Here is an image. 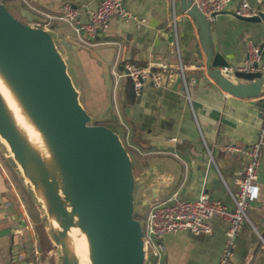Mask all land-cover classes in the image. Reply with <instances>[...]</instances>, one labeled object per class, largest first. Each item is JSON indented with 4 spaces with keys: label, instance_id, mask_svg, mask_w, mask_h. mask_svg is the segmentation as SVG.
Instances as JSON below:
<instances>
[{
    "label": "crops",
    "instance_id": "0c3cea01",
    "mask_svg": "<svg viewBox=\"0 0 264 264\" xmlns=\"http://www.w3.org/2000/svg\"><path fill=\"white\" fill-rule=\"evenodd\" d=\"M243 0H231L226 10L234 11ZM256 9L264 10V0H245ZM46 18L32 13L33 21L49 33L51 42L68 67L90 111H109V96L102 66L89 51L73 42L78 35L66 18L65 4L84 10L85 19L99 0H28ZM75 5L76 7H73ZM125 7L144 19L136 26L133 21L112 19L104 32L90 38L80 36L106 64L112 74L125 60L134 66L149 67L161 73V92L156 103L137 112L124 101L131 147L140 157L137 165L143 180L136 211L176 194L182 199H195L202 193L231 205L227 187L235 190L246 158L239 152L222 149L233 144L246 149L257 139L263 125L260 110L253 99L234 97L225 92L214 78L206 74L204 53L195 21L180 9L176 0V31L178 48L185 74L191 80L188 97L181 87L173 88L179 74L176 45L172 43V10L170 0H124ZM23 7L24 6H19ZM211 39L232 69L242 68L250 45L263 43L264 24H252L230 15H217L211 20ZM172 31V32H171ZM81 44V43H80ZM121 48L117 62L116 53ZM264 62V61H263ZM166 64L165 69L160 65ZM264 73V68L261 69ZM152 80V79H151ZM153 82V81H152ZM154 84V83H153ZM143 86V85H142ZM124 94V93H123ZM136 98V97H135ZM135 102V100H134ZM116 108V106H114ZM124 125V124H123ZM259 197L246 207L245 220L236 236L230 264H264V148L257 169ZM209 234L188 231L166 234L160 240L163 247L159 264H218L227 224L219 218L208 220ZM33 226L27 227L23 209L17 205L13 188L0 165V264H34L37 236ZM34 253V255L32 254ZM22 256L18 258L17 255Z\"/></svg>",
    "mask_w": 264,
    "mask_h": 264
},
{
    "label": "water",
    "instance_id": "95a60500",
    "mask_svg": "<svg viewBox=\"0 0 264 264\" xmlns=\"http://www.w3.org/2000/svg\"><path fill=\"white\" fill-rule=\"evenodd\" d=\"M179 4L181 11L196 23L205 56L203 63L206 74L214 78L228 94L253 99V104L264 108V98H260L264 94L262 70L232 69L212 42L211 21L191 5V0H179ZM18 11L29 22L33 20L25 8L18 7ZM221 14L252 24L264 21V10L260 9L257 15L251 17L224 9L215 12L213 19ZM85 17L83 10L79 16L81 23L85 22ZM73 43L87 49L100 62L108 90L109 109L112 102V74L109 68L88 46L77 41ZM258 47L261 49V61L254 64L255 67L261 66L264 61V35L263 43ZM0 52L68 159L73 179L81 192L80 207L88 208L92 217L99 264H145L141 224L133 217L134 185L130 159L113 131L103 125L88 124L90 116L77 100V92L66 73V64L51 42L49 33L42 27H30L18 20L0 1ZM124 79L125 102L132 105L136 97L133 82L129 75ZM177 87H181L180 74H177L173 84L174 89ZM0 134L24 168L18 142L1 114ZM33 161L42 169L36 158ZM50 185L46 192L51 197L53 210L64 220H69L62 199L51 182ZM53 239L56 244L60 241L56 234H53ZM64 264L77 263L75 260H65Z\"/></svg>",
    "mask_w": 264,
    "mask_h": 264
},
{
    "label": "built area",
    "instance_id": "2783aa9c",
    "mask_svg": "<svg viewBox=\"0 0 264 264\" xmlns=\"http://www.w3.org/2000/svg\"><path fill=\"white\" fill-rule=\"evenodd\" d=\"M19 1L24 3V8L31 14L34 12L49 18L48 14L36 9L28 0ZM230 3L231 0H191V5H194L210 21L213 19V14L215 12L227 9ZM170 8L172 10V43L176 45L177 66L181 78V86L188 97V86L191 80H189L185 74L178 48L175 15L176 0H170ZM63 10L67 14V20L78 35V41L85 46H89L90 43L86 38L80 36L81 31L85 32L88 37L93 38L98 33L104 32L112 19L133 21L136 26L144 23L143 18L138 17L125 7L124 0H99L96 8L90 12L84 23H81L79 20L80 12L77 8H71L69 4H65ZM258 10L259 9H256L247 1L243 0L237 5L234 12L241 16L251 17L257 15ZM32 22L40 27L39 23L33 20L31 23ZM262 23L264 24V21H262ZM120 49L121 48L118 46L115 59L116 62L119 57ZM260 61L261 49L256 45H250L246 51L244 64L240 69L245 71L261 70L264 68V62L261 66H254V64ZM166 67V64L160 65L161 69H165ZM127 75L132 79L136 95L139 93L143 81L148 78H151L154 85L157 87H160L162 84L160 71L152 73L149 67L134 66L129 60H125L122 63L120 73L117 72L116 68L112 70L114 82L111 84L110 92L111 101L113 103L115 101V89L119 83V79L125 78ZM260 98H264V94L261 95ZM260 114L263 119V125L260 127L257 139L251 147L241 149L233 144H227L222 147L223 150L228 152L242 153L247 159L241 177L237 180L236 189L231 190L227 187L231 205L212 199L206 193H202L195 199H182L174 194L164 201L151 202L148 204L144 224L143 226L141 225L145 264H151L152 258L155 260L154 264H159L163 251L160 240L164 235L180 231H188L192 234H209L212 229L208 220L213 217L219 218L227 224L224 245L218 256V264H230V258L233 253L236 236L240 226L245 220H248L246 212L247 204L257 200L259 197L255 199L249 198L246 194V186L259 187L257 183V169L262 149L264 148V109L260 110ZM35 253L39 254V251L36 249ZM16 255L18 258L22 257L18 254Z\"/></svg>",
    "mask_w": 264,
    "mask_h": 264
},
{
    "label": "bare ground",
    "instance_id": "6f19581e",
    "mask_svg": "<svg viewBox=\"0 0 264 264\" xmlns=\"http://www.w3.org/2000/svg\"><path fill=\"white\" fill-rule=\"evenodd\" d=\"M0 114L18 142L25 169L31 170L34 166L33 159L36 158L38 164L44 167L52 186L61 196L64 209L68 211L69 220H59L54 213L50 214L51 230L60 238L58 246L63 247V256L69 258L67 260H75L77 264H99L90 211L88 208L80 207L79 198V203L76 202L78 195L64 188L66 182L61 174L59 162L71 173L68 159L40 118L14 70L1 52ZM0 137L13 154L5 138L1 134ZM72 177H74L73 172ZM39 198L44 199L43 191L39 192Z\"/></svg>",
    "mask_w": 264,
    "mask_h": 264
},
{
    "label": "rangeland",
    "instance_id": "374dc122",
    "mask_svg": "<svg viewBox=\"0 0 264 264\" xmlns=\"http://www.w3.org/2000/svg\"><path fill=\"white\" fill-rule=\"evenodd\" d=\"M1 2L6 6L8 11L15 18L29 25L30 27H37L33 22L32 23L29 22L20 15L18 11V7L21 5L24 6V3H22L19 0H1ZM34 16L37 18V15L34 14ZM116 70L118 73H120L121 68L120 69L116 68ZM66 73L69 75L71 82L74 86V89L77 92V100L79 104L85 109V111L90 116L88 124L92 126L103 125L109 128L111 131H113L116 134L121 145L125 149L130 159V162L132 163L133 166L132 169V181L134 185L133 198H132L133 217L138 219L141 225L143 226L147 207L143 206V209L141 210V214H138L137 211L135 210L136 209L135 205L138 206L139 204V196H138L139 190L143 183V180L147 178L144 177L141 180H137V176H139V173L137 171L138 170L137 165L141 159L129 143V141H131V136L128 137L127 135L129 134V129L127 130L126 128L127 127L126 125L128 124H126L127 119L123 112L124 106L122 105V102L124 101L123 83L125 79L120 78L119 83L115 89V101L114 103H112V105L116 106V108L112 106V108L106 113L99 114L94 111L88 110L89 107L85 105L82 94L80 90L77 88L74 80L72 79V76L70 75L67 66H66ZM113 82H114V77L112 76L111 84H113ZM161 90H162L161 87H157L153 84L151 78L144 80L143 86L139 90V93L136 95L134 104L131 106V110L133 111V114L129 116V119L133 120L137 112H140L142 109H145L151 106V104L156 103V101H158L157 95L161 92ZM90 108L92 107L90 106ZM0 165L4 170V172L6 173L8 181L10 183V187L13 188V193L15 199L17 200V205H20L23 209V214L27 222V227H30V225L33 226L35 232L33 238L37 236L35 225L37 223H42L46 231V234L48 235V237L50 238L53 244V248L48 252L47 256L44 259H42L40 255V246L37 237V248H38L37 250L39 251V254H37L33 258V263L34 264H64V261L69 258L63 256L64 254L63 247L58 246V244H56L55 240L53 239V231L51 230V225H50V214L54 213L59 220H64L65 218H62L59 214H56V212L53 210L50 200L51 197L46 192L47 187L51 185L48 179V175H46L44 171V167H42L41 169V167H39L34 162V166L32 167L31 170H26L25 167L23 168L18 156L14 152L13 154L11 153V151L1 141V137H0ZM59 165L61 168L60 170L61 174L64 177V182H66L64 188H66V190L72 191L74 195H78L76 198V202L79 203L78 198L80 197L79 195L81 192L77 187L76 180L73 179L71 173H69L68 168L66 166H61L60 162ZM40 191H43L44 193L43 200H40L39 198ZM32 254L34 255V253ZM154 263L155 260L152 258L151 264Z\"/></svg>",
    "mask_w": 264,
    "mask_h": 264
},
{
    "label": "trees",
    "instance_id": "16d2710c",
    "mask_svg": "<svg viewBox=\"0 0 264 264\" xmlns=\"http://www.w3.org/2000/svg\"><path fill=\"white\" fill-rule=\"evenodd\" d=\"M131 167L133 169L132 163ZM35 230L37 232L38 242L40 246V255L41 258L44 259L47 256L48 252L53 248V244L48 235L46 234L42 223H37L35 225Z\"/></svg>",
    "mask_w": 264,
    "mask_h": 264
},
{
    "label": "clouds",
    "instance_id": "9594fccd",
    "mask_svg": "<svg viewBox=\"0 0 264 264\" xmlns=\"http://www.w3.org/2000/svg\"><path fill=\"white\" fill-rule=\"evenodd\" d=\"M260 189L258 186H246V194L249 198L255 199L259 196Z\"/></svg>",
    "mask_w": 264,
    "mask_h": 264
}]
</instances>
